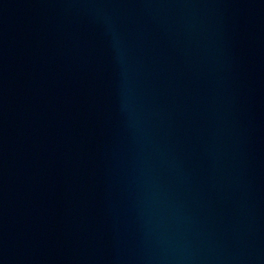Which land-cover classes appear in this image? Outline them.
I'll return each instance as SVG.
<instances>
[{"label":"water","instance_id":"obj_1","mask_svg":"<svg viewBox=\"0 0 264 264\" xmlns=\"http://www.w3.org/2000/svg\"><path fill=\"white\" fill-rule=\"evenodd\" d=\"M0 264H264V0H0Z\"/></svg>","mask_w":264,"mask_h":264}]
</instances>
